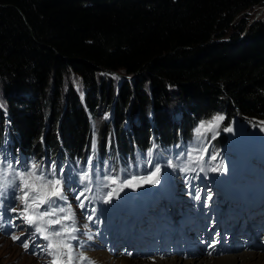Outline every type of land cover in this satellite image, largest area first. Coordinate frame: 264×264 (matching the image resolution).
Listing matches in <instances>:
<instances>
[{"label":"trees","instance_id":"trees-1","mask_svg":"<svg viewBox=\"0 0 264 264\" xmlns=\"http://www.w3.org/2000/svg\"><path fill=\"white\" fill-rule=\"evenodd\" d=\"M263 6L0 0V147L10 141L40 166L85 165L94 154L128 171L155 143L163 154L200 150L195 129L216 111L264 119V21L249 16ZM71 71L89 87L84 101L73 89L63 95ZM116 71L132 77L118 94L110 77L98 83Z\"/></svg>","mask_w":264,"mask_h":264},{"label":"rangeland","instance_id":"rangeland-1","mask_svg":"<svg viewBox=\"0 0 264 264\" xmlns=\"http://www.w3.org/2000/svg\"><path fill=\"white\" fill-rule=\"evenodd\" d=\"M252 17V22L256 19H261L264 21V6L260 7L258 11H253L250 13ZM123 76H127V79H131V76L126 75L123 72H106L103 73L98 78V83L100 84L101 81H108V77L111 78V83L115 87V92L118 94L119 91V85L122 82ZM73 89V91L84 101L86 98V93L89 91V87L87 86L85 79L81 74L75 73L71 71L64 81V87L62 88L63 95L67 97L68 93ZM0 108L3 113H7L8 103H7V94L4 91L2 80L0 79ZM217 115H222L225 117V119L220 122V127L217 129L218 134L214 135L212 132H205L202 136H197L195 134V140L199 141V145L202 146L203 155L207 153L209 148V139L212 138H220L222 141L224 139V136L226 138L225 145L228 144V149L230 152L236 154H240L241 156L249 155L250 158L255 162L258 161L259 165L264 169V157L262 154L256 153V137H253L252 142V136L253 133L258 132L261 134L262 137H264V132L260 130V128L264 125H261V122H264V119H259L257 117L252 118L250 120L247 117H239L234 116L230 117L227 116V114L223 111H216L211 116H206L203 120V122L207 125L209 121H212L214 117ZM110 116V115H108ZM137 116H139L137 114ZM225 127H232L234 129L233 132H225L223 129ZM203 131V130H202ZM199 137V138H198ZM220 139H217L219 141ZM203 140V143L201 141ZM205 142V143H204ZM252 142V143H251ZM182 149V148H180ZM6 150H8V146L6 147ZM183 152V151H181ZM190 151L184 152V158H186L189 162H192L188 153ZM221 153H225V150H221ZM213 154L218 155L217 151H214ZM212 154V155H213ZM193 156H200L199 154H195L192 152ZM157 161L160 159H164L166 155H163V153H157ZM177 157V156H176ZM151 158H148L145 164L144 162V156H139L133 163L132 166L126 170L124 169H116L113 167L107 168V169H93L90 168V166L82 165L80 162L71 163V166L64 170V168H55V173L57 176L61 173V169L63 170V195L65 199L63 200H57L56 204L60 207H64L68 209L73 217V220L71 222H67L70 224L71 227L75 228V232L72 233V236L74 239H70L68 242L71 245L72 249L74 250V254L70 255L72 257L71 262H74L76 264H88L89 259L87 256H80L84 257V260H77L75 257L78 256L79 252L83 254V252L90 256L92 259H94L95 262L98 260L101 261L103 264H109L111 261L108 256L104 255L99 258L100 249L99 246L101 244L97 245H87V246H81V243L77 244L75 242H78L79 239L85 240V242H90V237L93 235L94 232H104L105 230H110L112 233L111 236L119 237L122 234H127L129 230L131 229L133 223L130 222L129 218H126L125 216L121 215L122 212H127L129 215H131V212L133 211V207L128 205L133 196L134 200L137 195H140V198L145 203H155L158 198L155 196V193L159 192L158 184H144L143 186L137 188V189H131V188H125L122 192H119V199H113L111 203H103L102 199H94L93 197L99 196L102 198L103 194L108 191L107 188L102 187V183L104 182L105 176H112L115 175L118 179H127L130 176H142L143 174L147 173V168H149V171L151 172L152 164ZM172 160V159H170ZM224 160V159H223ZM247 160V159H246ZM18 159L13 156L10 153H7L5 151H0V162H2L3 165H7L8 162H11V168H8L6 166L3 167V176H0V183H4L6 185H12L17 181V176L14 175L15 173L18 174L22 171H25L28 166L31 164L29 160L25 159V162H23L21 165H17ZM90 162V163H89ZM89 164L93 162L92 158L89 159ZM114 161L109 162V164H112ZM173 163L175 165H178L177 168H171L167 166H162L161 172L159 174V183L160 185L166 190L164 193L166 197L171 196L172 191H180L176 188V185H183L181 180V175L183 173L182 167L180 165V162H177L176 158L173 160ZM217 163H219V160L211 161L209 158L207 160V155H204L203 164L204 166L209 165L211 167L212 164L215 166ZM106 165V164H104ZM156 165V163H155ZM234 160L231 158L228 159V162L226 164L227 172H213L211 170H200V167L196 169L194 172H190L189 174L185 175L184 177V184H185V190H186V200L193 204V213L196 215H212L216 212V196L214 191L211 192L212 199L210 201L206 200L207 194H205L203 191H200L198 188L201 185L203 181H208L211 184V188L216 190V188H222L223 186H226L230 178L234 179L237 178V174L234 173L233 169ZM91 170L92 180L90 183V187L92 188L91 192H86L85 195L88 197L85 201V207L82 208L83 218L80 216V212L78 209V199L77 195L80 191H82L85 187V184L88 182L81 183L79 180V176L86 170ZM243 169L245 174L248 176H251V172L248 169V164L246 163L243 165ZM45 175H49L51 172V165L45 167L42 169ZM149 172V173H150ZM148 176V174L146 175ZM154 178V177H153ZM243 181L245 184L249 185L250 180L249 178H243ZM125 193V196L123 194ZM147 193V194H145ZM162 193V192H160ZM19 193L14 192L13 187L8 186L6 188V191L4 195L0 196V210H4V205L8 204L9 207H16L17 212H12L8 216L15 218V224L12 229L13 235L19 237L17 240L10 239L4 234L2 236L0 235V264H53L54 260H56V264H64V261H62L60 258H58L56 255H49L48 252H54V249H49L47 251L43 250L40 247L39 243V236H32V228L28 226L22 218H20V208L22 205H19L14 199V196H17ZM20 195V194H19ZM196 195H200L201 199L197 200L195 199ZM84 198V197H81ZM85 199V198H84ZM12 200V201H8ZM141 204V201H139ZM42 208V210H41ZM39 210L44 211L47 206H42ZM95 209V211H93ZM91 216L92 218L89 219L88 217ZM7 217L1 218L4 222L7 221ZM160 221L162 219L160 218ZM165 228L168 227V225H164ZM59 227V226H56ZM4 228H8V225L5 223L2 227V230ZM1 234V233H0ZM94 239L97 243L99 242L98 234L94 235ZM28 241V248L22 246V241ZM43 240V239H42ZM43 242H46L43 240ZM47 243V242H46ZM32 247H35L36 250L32 252ZM33 249V248H32ZM59 252V255H62V250L57 247L55 248ZM251 253H262L264 254V248L260 250H249ZM244 253L234 254V255H243ZM232 256V255H230ZM229 257V256H226ZM222 257V258H226ZM86 258V259H85ZM124 259H127V262L129 263H136V262H145L147 258H138V257H123ZM122 258V259H123ZM212 257H201L199 259L208 260L205 262L207 264ZM221 258V259H222ZM121 259V258H116ZM197 259V260H199ZM219 259V258H215ZM77 260V262H76ZM169 259L167 261L165 260H158L157 262H154L153 264H166L168 263ZM185 260V259H184ZM183 259L180 260V264H185L187 261H184ZM195 261V264H201L202 261ZM84 261V262H82ZM165 261V262H163ZM61 262V263H60ZM79 262V263H78ZM150 262V261H148ZM152 263V262H151Z\"/></svg>","mask_w":264,"mask_h":264},{"label":"snow or ice","instance_id":"snow-or-ice-1","mask_svg":"<svg viewBox=\"0 0 264 264\" xmlns=\"http://www.w3.org/2000/svg\"><path fill=\"white\" fill-rule=\"evenodd\" d=\"M224 119L225 117L222 115H217L212 121H209L207 125L204 122H201V124L195 129L197 136H202L205 132H212L214 135L218 134L217 129H219L220 122ZM261 125H264V122H261ZM260 130L264 132V126H262ZM223 131L233 132L234 129L232 127H225ZM151 154V150H149L146 153V156L151 157ZM188 155L192 163L200 167L201 171H204L202 166L204 160L203 151H201V155L198 157L193 156L192 152H189ZM210 159L216 161L218 157L213 154ZM4 166L11 168V162H8L7 165H3L2 162H0V176H3L4 174ZM166 166L171 168L178 167V165L173 164L171 160L166 162ZM152 168L153 170L148 174V176H130L127 179H118L115 175L105 176L102 187L107 188L108 191L103 194L102 198L99 196L93 198L102 199L103 203H111L113 199H119V192H122L125 188L137 189L144 184H158L160 182L159 174L161 172L162 165L157 163L152 166ZM210 170L213 172H227V167L224 164L223 159L219 158V163L211 167ZM79 180L81 183L86 181L88 183L85 184L84 189L78 193L77 199L80 200L81 197L88 199L85 193L92 191V188L90 187L92 180L91 170L86 169L79 176ZM17 181L18 182L12 185L0 183V196L4 195L8 186L13 187L14 192L20 193V195L14 196L17 203L22 205L19 213L20 218H22L24 222L32 228V236H39L47 242L45 245H40V247L45 251L55 249L57 245L61 244L65 247L71 248V245L68 244L67 241L74 239L72 233L75 232V228L71 227L67 222H71L73 217L68 209L60 207L56 204L57 200L65 199L63 195V170L61 169V173L57 176L55 173V164L53 163L51 165L50 174L45 175L40 165L36 162H32L25 171L17 174ZM195 199L200 200L201 196L196 195ZM211 199L212 194L209 192L206 200L210 201ZM45 205L47 208L44 211H40L39 209ZM79 206L81 208L85 207L83 201L80 202ZM9 211L17 212V208L11 207ZM93 211H95V209H93ZM88 218L91 219L92 217L89 216ZM11 238L13 240L19 239V237L15 235ZM217 242L218 241H214L209 244V248H214ZM22 246L27 249L29 246L28 241H22ZM48 254L54 255L53 252H48ZM127 254L131 255V253ZM68 259L71 261L72 257L69 256ZM76 259L80 260L84 258L77 256ZM53 264H56L55 260ZM89 264H91V261Z\"/></svg>","mask_w":264,"mask_h":264},{"label":"bare ground","instance_id":"bare-ground-1","mask_svg":"<svg viewBox=\"0 0 264 264\" xmlns=\"http://www.w3.org/2000/svg\"><path fill=\"white\" fill-rule=\"evenodd\" d=\"M33 157H35V156H33ZM236 198H237V196H236ZM41 210H42V208H41ZM0 235L2 236V234H0ZM0 240L3 241V239H0ZM67 243L70 244L68 241H67ZM44 245H45V243H44ZM70 245H72V244H70ZM58 247L60 248V250H62V255H59V252L57 251V249H54V252H53L54 255H56L58 258H60L62 261H64V264H73V262L69 261V259H68V257L70 255L74 254V250L72 249V247L68 248V247L63 246L62 244L58 245ZM103 253H104V255L108 256V259L111 258L110 259L111 261L117 262V263L109 262V264H153L154 262L158 261V260H155V259H146V260H148L150 262H148V261H145V262L139 261V262H136V263H129V262H127V259L123 258V257H126V256H122L120 254L117 255V256H109V254L107 252H105L104 250L100 251V254H99V258L100 259L103 256ZM82 255L83 256L84 255L87 256L88 259H89V262L91 261V264H103L102 259H101V261L98 260L97 262H95L94 259H92L90 256L86 255L84 252H83V254H81L79 252L78 256H82ZM116 258H121V259H116ZM180 260H181L180 258H176V259L172 258V259H169L168 260L169 262L166 263V264H180ZM193 260L200 261L201 259H199V260H197V259H188V260H186L187 262L185 264H195V261H193ZM209 260L210 261L207 264H264V254L259 253V252L258 253H251V252L248 251V253H245L243 255H238L237 256V255L233 254L232 256H229V257H226V258H222V259L221 258L215 259V257H212ZM165 261H167V259ZM165 261H163V262H165ZM206 261H208V260H203L201 264H205ZM55 262H56V260H55ZM76 262H77V260H76ZM82 262H84V261H82ZM89 262H88V264H89ZM74 264H76V263L74 262Z\"/></svg>","mask_w":264,"mask_h":264},{"label":"water","instance_id":"water-1","mask_svg":"<svg viewBox=\"0 0 264 264\" xmlns=\"http://www.w3.org/2000/svg\"><path fill=\"white\" fill-rule=\"evenodd\" d=\"M124 78H128L127 76H123Z\"/></svg>","mask_w":264,"mask_h":264}]
</instances>
